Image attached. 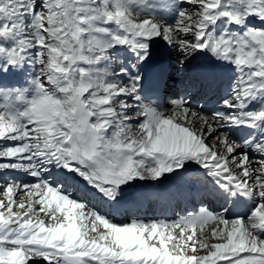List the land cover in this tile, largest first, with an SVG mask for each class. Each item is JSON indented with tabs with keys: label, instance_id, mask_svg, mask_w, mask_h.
Masks as SVG:
<instances>
[{
	"label": "snow or ice",
	"instance_id": "obj_1",
	"mask_svg": "<svg viewBox=\"0 0 264 264\" xmlns=\"http://www.w3.org/2000/svg\"><path fill=\"white\" fill-rule=\"evenodd\" d=\"M0 196V264H264V0H0Z\"/></svg>",
	"mask_w": 264,
	"mask_h": 264
},
{
	"label": "bare ground",
	"instance_id": "obj_2",
	"mask_svg": "<svg viewBox=\"0 0 264 264\" xmlns=\"http://www.w3.org/2000/svg\"><path fill=\"white\" fill-rule=\"evenodd\" d=\"M166 45V44H165ZM156 52V51H155ZM161 54V53H160ZM175 57H176V55H175ZM160 59V58H159ZM176 59H177V57H176ZM152 62L154 61V57H152V60H151ZM169 62V61H168ZM173 62L175 63V61L173 60ZM176 69L178 70V71H181L182 70V66H180V65H176ZM183 72H185V71H183ZM189 77V76H188ZM188 77L187 78H185L184 80L182 79L181 80V82L182 81H184V82H186L187 80H188ZM168 81H167V79H166V84L170 87V88H172V89H175V87L176 86H174V85H172V84H169V83H167ZM197 93V91L195 92V94ZM170 94V93H169ZM198 95H200V94H198ZM198 95L196 94V97H195V99L198 97ZM214 97H215V95H214ZM170 103V102H169ZM194 103L195 102H193V107H194ZM207 108H208V106L206 105L205 107L204 106H202V107H200V108H198V109H203L204 111H207ZM194 175H196L195 173H192V172H190V173H188V179L189 178H192ZM129 199L131 200L132 199V197L131 196H129ZM123 209H127V210H131L132 212H136V211H138V212H140V213H146V214H148L149 216H151V215H153L154 213H160V211H161V204H160V206L157 208V206L156 207H153L152 205H151V202H147V203H145V204H143L142 206H140V205H137V204H134V203H126V204H124L123 206ZM185 207V206H184ZM187 207H191V206H187ZM216 210H219V207H217L216 206ZM168 216L169 217H174L173 215H171V214H168Z\"/></svg>",
	"mask_w": 264,
	"mask_h": 264
},
{
	"label": "rangeland",
	"instance_id": "obj_3",
	"mask_svg": "<svg viewBox=\"0 0 264 264\" xmlns=\"http://www.w3.org/2000/svg\"><path fill=\"white\" fill-rule=\"evenodd\" d=\"M169 13H167V12H165L164 13V15H163V19L165 20V21H169ZM157 46H159V47H163V46H166L165 45V43L164 42H159L158 44H157ZM156 46H154V52H155V55H161L160 53H161V51H159L160 50V48H155ZM166 47H168V46H166ZM169 54L167 55V59H169V60H165V62H167L169 65V67H171V68H174V69H176L175 67H174V65H173V60L174 59H176V57H173V56H175V53L174 52H172L171 51V49L169 48ZM156 57V60L157 61H161V58L159 59L157 56H155ZM169 61V62H168ZM177 64V63H176ZM183 70V69H182ZM185 72H187V71H185ZM184 73V72H183ZM177 92H180V91H177ZM174 96H176V95H171L170 97H174ZM195 96V95H194ZM203 99L202 100H206V94H204L203 95V97H202ZM202 100H200V99H198L197 101H195V106L196 107H199V105H200V103H202ZM194 102V101H193ZM13 175H17L21 180H22V177H26V176H24L23 174H15V173H12ZM26 178H29V177H26ZM17 197L18 198H22V196H21V194L20 193H17ZM0 198H2V196H0Z\"/></svg>",
	"mask_w": 264,
	"mask_h": 264
}]
</instances>
